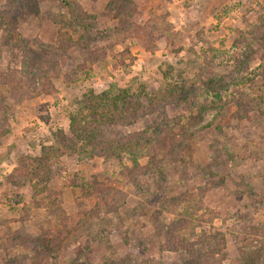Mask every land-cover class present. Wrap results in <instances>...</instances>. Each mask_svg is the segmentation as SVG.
<instances>
[{
	"label": "rangeland",
	"instance_id": "374dc122",
	"mask_svg": "<svg viewBox=\"0 0 264 264\" xmlns=\"http://www.w3.org/2000/svg\"><path fill=\"white\" fill-rule=\"evenodd\" d=\"M28 65L46 71L36 89L18 83ZM0 80V264H184L149 224L163 193L184 191L174 218L194 247L216 234V264H264V0H0ZM109 86L156 93L142 97L154 105L174 88L163 106L190 148L161 180L124 175L127 155L66 154L35 192L42 146Z\"/></svg>",
	"mask_w": 264,
	"mask_h": 264
},
{
	"label": "trees",
	"instance_id": "16d2710c",
	"mask_svg": "<svg viewBox=\"0 0 264 264\" xmlns=\"http://www.w3.org/2000/svg\"><path fill=\"white\" fill-rule=\"evenodd\" d=\"M31 67L28 65V70L22 69L20 71L21 74L28 76L26 79L29 80L26 82L25 79L19 78L18 83L25 82L28 83L26 84L27 89L29 87L36 89L37 80L45 78L46 71L41 67L38 71ZM43 87L45 86L41 85L40 89ZM12 88L14 91L15 87ZM169 89L174 90V88L168 87L167 94L157 99L161 102L155 105L152 98L147 104H144L146 101H143L142 97L154 95V98H158L156 93H150L147 90L135 94L128 88L109 86L108 89L100 93L89 92L84 94V97L79 100L78 108L68 113L67 132L60 129L56 130L53 143L42 146L40 156L34 159L35 165L28 170L27 173L34 178L29 180L33 181L31 186L34 191H49L47 182L51 181L55 175L50 165L58 164L59 159L66 154H85L89 158L100 157L105 160L116 159L120 164L124 155H127L131 165L122 167L126 173L124 175L129 176L133 172H137L144 177L164 179L171 171L170 157H183L182 152L184 153L186 149L190 148L192 136L190 132L184 129V125L180 123L181 120L178 116L172 119L164 109L163 105H166L169 97L172 96ZM193 105H197L199 110L195 116L190 117L191 123L197 121L203 111V106L198 102L193 100ZM137 121H140L139 129L127 132L122 129L125 125L135 124ZM172 121L180 127L178 132L172 130ZM2 130L4 128L0 127V131ZM157 155L161 156L158 157ZM141 158H146L143 165L140 164ZM22 163L26 167L24 160ZM27 176L22 174L18 177L19 179H26ZM186 192L188 191L180 192L174 196L168 195L166 192L163 193V198L158 203L154 216L149 218L154 238L161 241L159 244L161 249L185 250L190 257L184 264H216L217 259L214 257V253L221 251L220 245L223 244L224 238L214 234L215 241L207 244V250H202L201 246L194 247L195 243L190 242L188 237L184 236L185 220L174 218L178 214H175V211L179 204L188 202V198L185 197ZM106 195L100 197L107 208L110 210L118 208L119 196L109 202L105 198ZM167 214L175 215L167 220ZM191 233L192 229L189 231L190 235ZM200 242L203 243L204 241Z\"/></svg>",
	"mask_w": 264,
	"mask_h": 264
}]
</instances>
